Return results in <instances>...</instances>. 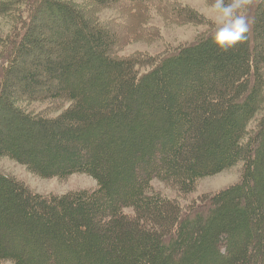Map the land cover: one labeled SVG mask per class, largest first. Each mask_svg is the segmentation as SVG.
<instances>
[{
	"label": "trees",
	"instance_id": "1",
	"mask_svg": "<svg viewBox=\"0 0 264 264\" xmlns=\"http://www.w3.org/2000/svg\"><path fill=\"white\" fill-rule=\"evenodd\" d=\"M249 5V31L235 48L220 52L214 31L141 72L149 63L114 58L116 36L79 7L0 2V16L16 22L0 60V104L13 99L18 63L41 47L38 24L55 16L61 55L54 60L50 48L38 71L57 86L22 95L69 103L55 116L7 115L19 134L0 131V157L43 179L81 174L97 186L44 196L0 174V264H264V115L248 132L264 104V0ZM241 162L240 183L189 207L152 188L160 181L189 195L199 180Z\"/></svg>",
	"mask_w": 264,
	"mask_h": 264
},
{
	"label": "rangeland",
	"instance_id": "2",
	"mask_svg": "<svg viewBox=\"0 0 264 264\" xmlns=\"http://www.w3.org/2000/svg\"><path fill=\"white\" fill-rule=\"evenodd\" d=\"M27 0H0V2H14L24 7ZM30 1V0H28ZM79 7L84 12V16L92 17V26H99L109 30L116 36L117 46L112 52V56L118 59L138 57L143 60L144 68L141 72L154 67L160 59L173 52L177 48L191 45L207 36L211 32L217 31L215 13L211 11V6L215 0H150L143 4H130L119 2L104 8H96L91 5L90 0H59ZM230 3L231 0H225ZM249 2L240 10L239 14L247 17L250 25ZM187 9L201 17L202 22H188L185 16H177L175 9ZM249 10V11H248ZM15 15V14H14ZM249 16V18H248ZM48 18L38 24L35 34H40L44 38L40 41L41 47L32 48L28 55L18 63L16 73L10 78L9 93L11 98L7 103L0 104V131L7 134L8 131L18 136V129L14 121L7 120L15 109L22 110L30 115H60L69 103L65 100L59 101H30L28 95L25 98L22 94H36L44 96L45 90L49 87H56L55 80L46 77L38 68L44 66L46 62L45 53L50 48L54 60L61 55L60 49L54 45L53 40L58 37L54 32L60 29L59 18ZM17 16L15 15V19ZM16 22L0 16V60L2 56L9 52V42L13 40L16 32ZM68 26V25H67ZM65 36V31L63 32ZM5 39L2 43L1 41ZM44 39V40H43ZM256 43H260L256 41ZM153 60V63H151ZM144 61H147L144 63ZM43 64V65H42ZM38 71V72H37ZM264 71V67H263ZM20 95L19 100L16 96ZM29 100V101H28ZM264 115V104L256 117L249 123L248 132L253 135L259 127ZM44 147L43 143H40ZM243 173V163H238L233 168L225 170L215 176L201 179L197 182L195 190L189 195H184L178 191L174 185L154 181L152 188L168 199H175L184 207H189L194 202L206 200L207 197L223 191L233 185L240 183ZM0 174L16 179L18 182L29 188L32 192L44 196H63L82 190L96 189V182L81 174H74L65 179L51 178L43 179L31 172L27 167L0 157Z\"/></svg>",
	"mask_w": 264,
	"mask_h": 264
},
{
	"label": "clouds",
	"instance_id": "3",
	"mask_svg": "<svg viewBox=\"0 0 264 264\" xmlns=\"http://www.w3.org/2000/svg\"><path fill=\"white\" fill-rule=\"evenodd\" d=\"M248 2L249 0H231L226 3L225 0H215L211 6L218 25L213 43L220 52H227L246 39L249 31L248 20L239 12Z\"/></svg>",
	"mask_w": 264,
	"mask_h": 264
}]
</instances>
